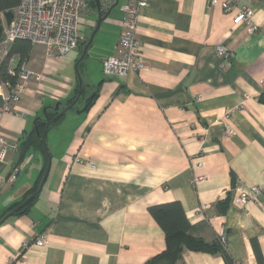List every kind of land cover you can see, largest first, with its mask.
Listing matches in <instances>:
<instances>
[{"label":"crops","instance_id":"0c3cea01","mask_svg":"<svg viewBox=\"0 0 264 264\" xmlns=\"http://www.w3.org/2000/svg\"><path fill=\"white\" fill-rule=\"evenodd\" d=\"M127 1L100 23L82 60L94 101L80 114L77 101L49 126L41 192L0 224V264H145L165 248L148 207L173 201L190 233L216 245L184 249L175 264H264V0H235L228 12L226 0H147L136 27L145 68L104 77L101 63L116 52ZM243 8L251 20L234 25ZM97 18L96 5L82 10L81 41ZM83 47L53 59L32 44L21 63L10 57L11 77L26 89L14 111L0 114L1 134L19 147L0 163V219L40 177L44 154L33 146L21 157L20 146L45 107H66L75 96ZM237 181L258 188L243 206L235 203Z\"/></svg>","mask_w":264,"mask_h":264},{"label":"built area","instance_id":"2783aa9c","mask_svg":"<svg viewBox=\"0 0 264 264\" xmlns=\"http://www.w3.org/2000/svg\"><path fill=\"white\" fill-rule=\"evenodd\" d=\"M100 11L106 12L116 0H99ZM216 0H211L214 5ZM235 0H226L223 3V10L228 12L232 9ZM87 0H20L19 4L12 10V18L8 25H3L2 37L0 38V62L7 54V47L15 40H25L31 45H42L45 55L48 58L61 59L69 52L73 51L80 40L79 24L80 14L85 8ZM147 0H128L120 9L123 13L121 30L118 35L115 54L106 57L101 63L102 75H126L128 73H139L145 68L139 50V41L136 38V27L138 17L142 9L146 6ZM253 11L251 9H240L233 17V24L246 23L251 20ZM3 20V13L0 14ZM217 53L223 58L228 56L225 47H217ZM8 73L15 77L17 71L10 67ZM32 74V73H30ZM39 75L35 74V79L39 80ZM24 83L16 82L3 87L0 84V95L3 104L0 106V114L14 111L15 105L19 102L21 95L25 92ZM229 135L235 132L227 127ZM18 150V143L8 140L0 132V163L5 164ZM19 167L13 170L11 179L15 178ZM202 177H195V180ZM264 178V174H263ZM235 203L243 206L253 199L257 193V187H246L237 181L233 188ZM45 237L37 238L35 245L41 246ZM220 241H224L221 236ZM28 247V242L23 243ZM21 258H25L24 253Z\"/></svg>","mask_w":264,"mask_h":264},{"label":"trees","instance_id":"16d2710c","mask_svg":"<svg viewBox=\"0 0 264 264\" xmlns=\"http://www.w3.org/2000/svg\"><path fill=\"white\" fill-rule=\"evenodd\" d=\"M19 2L20 0H0V14L5 13L6 11H12L19 4ZM87 2L92 7L95 6L94 0H87ZM86 42L87 40H83V41L79 40L77 47L82 48L86 44ZM30 46L31 44L25 40H15L12 43L5 58L0 62V84L3 87H6L8 84H11V85L14 84V78H12L8 73L10 57L14 54H17L19 56V63H21L22 60L28 55ZM81 64H82V61L78 65L79 71L81 68ZM88 90L89 88H87L86 85H83L82 90H81V96ZM91 90H93L91 91L92 93L95 91V88ZM96 93L97 92H95L93 96L90 98V100L88 101L87 107L85 108V110H87V108L94 101V98L96 97ZM76 94H77V90H76ZM75 96L73 97V99L69 100L65 105L68 106L74 100ZM86 98L87 97H84V100ZM259 101L264 102V91L260 94ZM76 106L77 105H75V107ZM56 114L57 112H55L52 109V107H47L46 115L49 121L52 120V118ZM53 123L54 121L51 124ZM46 124L47 123H43L40 120L36 121L35 125L37 126L40 135L42 134ZM33 146L42 151V153L45 156L46 162L42 168L40 177L38 178L35 187H33V189L25 195L23 200H25L29 195L34 193L36 189L38 188V184L44 173L46 163H47L46 151L43 147L41 137L36 134L35 129L31 130V132L25 137V139L21 143V146H20L21 155L20 156L21 157L24 156L25 151L28 148L33 147ZM18 150H19V147H18ZM33 200L34 198L30 200L25 206H23V208H21L16 213L26 212ZM20 203L13 205L9 210L11 211ZM148 211L164 232L165 248L160 253L155 255L153 258L149 259L145 264H175L181 257V254L184 249H188L192 251L215 250L216 245L205 243L203 240L193 236L190 233V223L185 217V213H184L183 207L180 204V202L173 201V202L151 205L148 207ZM253 247L257 253V257L260 262V255H259L258 249L256 248L255 244H253Z\"/></svg>","mask_w":264,"mask_h":264},{"label":"water","instance_id":"95a60500","mask_svg":"<svg viewBox=\"0 0 264 264\" xmlns=\"http://www.w3.org/2000/svg\"><path fill=\"white\" fill-rule=\"evenodd\" d=\"M95 1V5H96V10L98 12V18H97V21H96V26L94 28V30L92 31L88 41L86 42V44L84 45L83 49H82V52H81V55L80 57L77 59V61L75 62L74 64V70H75V74H76V78H77V81H78V87H77V94L74 98V100L66 107H63V105L61 104V102H56L52 109L57 112V114L52 118V120H48V117L46 115V110H47V107H45L42 112H43V119L42 118H38L37 120H40L42 121L43 123H47L42 134L40 135L39 134V131H38V128L37 126L35 125L36 123V120L34 121V129H35V132L38 136L41 137V140H42V144H43V147L46 151V155H47V163H46V167H45V170H44V173L41 177V180L39 182V185H38V188L36 189V191L34 193H32L31 195H29L25 200H23L19 205H17L14 209H12L11 211H9L8 213H6L1 219H0V224L5 220L7 219L9 216L15 214L16 212H18L21 208H23V206H25L30 200H32L33 198H35L36 196L39 195V193L41 192V189L45 183V180L47 178V175L49 173V169H50V164H51V158H50V155L48 153V150H47V144H46V135H47V130L50 126V124L55 121L56 119H58L61 115H63L67 110H69L70 108H72L73 106H75L76 102L78 101V99L80 98V95H81V90H82V87H83V80H82V77L79 73V70H78V65L79 63L84 59L86 53H87V50H88V47L91 45V42H92V39H93V36L94 34L97 32L99 26H100V23L105 20V18L109 15L110 11L117 5L118 3V0H116V2L109 7V9L102 15L101 14V11H100V2L99 0H94ZM11 18H12V11H6L5 13H3V20L2 18L0 17V38L2 37V32H3V25H8L9 22L11 21ZM93 96V94H91L89 97H87L85 100H84V104H83V107L82 108H76L75 111L77 114H80L82 113L85 108L87 107V103L88 101L90 100V98ZM3 104V98L1 97L0 95V106ZM63 107V108H62ZM62 108V109H61Z\"/></svg>","mask_w":264,"mask_h":264},{"label":"rangeland","instance_id":"374dc122","mask_svg":"<svg viewBox=\"0 0 264 264\" xmlns=\"http://www.w3.org/2000/svg\"><path fill=\"white\" fill-rule=\"evenodd\" d=\"M88 6H91L88 2L85 4V8L84 9H86ZM119 6V5H118ZM92 7V6H91ZM81 25H79V27H80ZM83 29H84V27H83ZM81 30V29H79L80 31H79V36H80V38L81 37H83V34H84V36L88 33V31H84V30ZM82 40V39H81ZM83 80V79H82ZM83 84H84V80H83ZM91 94V90H88V91H86L82 96H81V98H80V100H79V102H78V104H79V107H82L83 106V102H84V97H88L89 95ZM68 113H72V112H68ZM75 113V112H74Z\"/></svg>","mask_w":264,"mask_h":264}]
</instances>
